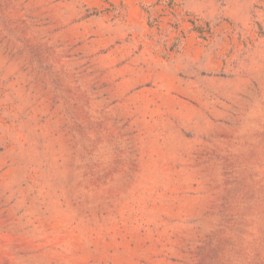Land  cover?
<instances>
[{
    "label": "rangeland",
    "instance_id": "rangeland-1",
    "mask_svg": "<svg viewBox=\"0 0 264 264\" xmlns=\"http://www.w3.org/2000/svg\"><path fill=\"white\" fill-rule=\"evenodd\" d=\"M0 264H264V0H0Z\"/></svg>",
    "mask_w": 264,
    "mask_h": 264
}]
</instances>
